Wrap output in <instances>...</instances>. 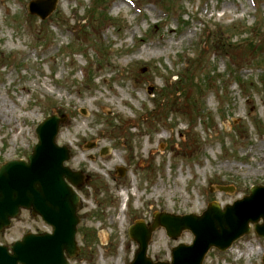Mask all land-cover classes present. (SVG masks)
Instances as JSON below:
<instances>
[{"label": "rangeland", "instance_id": "1", "mask_svg": "<svg viewBox=\"0 0 264 264\" xmlns=\"http://www.w3.org/2000/svg\"><path fill=\"white\" fill-rule=\"evenodd\" d=\"M31 1L0 0V166L26 160L46 117L63 118L56 144L88 178L70 264H129L134 223L264 187V0H56L43 22ZM252 228L203 264H261ZM48 232L21 212L0 245ZM192 240L157 228L147 257L170 262Z\"/></svg>", "mask_w": 264, "mask_h": 264}, {"label": "water", "instance_id": "2", "mask_svg": "<svg viewBox=\"0 0 264 264\" xmlns=\"http://www.w3.org/2000/svg\"><path fill=\"white\" fill-rule=\"evenodd\" d=\"M55 6L56 0H37L29 3L27 11L43 21ZM63 122L55 116L47 118L35 131L38 143L27 157L28 162L12 161L0 167V233L10 226L21 209L39 216L53 230L52 235H26L10 247L11 254L7 248L0 247V264H67L66 257L77 255L78 197L65 181L80 188L83 177L63 166L69 160V151L55 144ZM218 190L231 192L232 188ZM250 224L254 225L256 235L264 238V187L251 188L249 196L223 210L211 204L199 217L162 213L154 215L148 227L142 222L136 223L129 229V237L138 246L130 264H169L152 263L146 257L151 234L158 227L164 228L173 240L183 231L194 236L191 246L179 245L172 249L170 264H202L211 248L228 250L249 233Z\"/></svg>", "mask_w": 264, "mask_h": 264}, {"label": "bare ground", "instance_id": "3", "mask_svg": "<svg viewBox=\"0 0 264 264\" xmlns=\"http://www.w3.org/2000/svg\"><path fill=\"white\" fill-rule=\"evenodd\" d=\"M116 7H117V6H116ZM106 237H107V236H106ZM101 238H103V235L101 236ZM248 252H249V253L246 255V257H247V258H249V257H250V254H251V253H250V252H251V249H249V250H248ZM237 256H238V257H241L242 255H241V254H238Z\"/></svg>", "mask_w": 264, "mask_h": 264}]
</instances>
